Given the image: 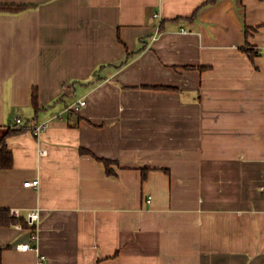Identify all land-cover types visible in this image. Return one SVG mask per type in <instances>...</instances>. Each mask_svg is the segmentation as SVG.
I'll return each mask as SVG.
<instances>
[{
    "label": "crops",
    "instance_id": "0c3cea01",
    "mask_svg": "<svg viewBox=\"0 0 264 264\" xmlns=\"http://www.w3.org/2000/svg\"><path fill=\"white\" fill-rule=\"evenodd\" d=\"M1 1L0 264H264V0Z\"/></svg>",
    "mask_w": 264,
    "mask_h": 264
},
{
    "label": "built area",
    "instance_id": "2783aa9c",
    "mask_svg": "<svg viewBox=\"0 0 264 264\" xmlns=\"http://www.w3.org/2000/svg\"><path fill=\"white\" fill-rule=\"evenodd\" d=\"M156 17H160L158 13L155 14ZM157 34H155L156 36ZM154 36V37H155ZM86 101L83 99H79L76 102H74L72 105L67 107V109H74V110H80L81 106L85 105ZM15 127L19 129H28L33 131L37 136L41 135L50 127V121L45 122H31V123H25L21 117L16 118ZM40 153L42 155L47 153V150L45 148L40 149ZM40 184V179L35 178L32 180H28L24 183L25 186H38ZM152 200V196H149L148 201L150 202ZM11 214L14 217L21 216V211L17 208L11 209ZM41 217V208H32L29 209L27 212V222L32 227H35L32 231L31 238L33 240L38 241L39 240V234H38V222ZM18 228H22V223L16 224ZM17 248L19 250H35L39 253L38 260L36 264H45L46 256L41 253L39 245H32L30 241L20 243L18 244Z\"/></svg>",
    "mask_w": 264,
    "mask_h": 264
},
{
    "label": "trees",
    "instance_id": "16d2710c",
    "mask_svg": "<svg viewBox=\"0 0 264 264\" xmlns=\"http://www.w3.org/2000/svg\"><path fill=\"white\" fill-rule=\"evenodd\" d=\"M217 0H209L210 3H215ZM28 7H30L27 4H15V3H6L2 2L0 0V12H11V13H17L26 10ZM244 50L251 56L254 54V49L244 47ZM121 65V64H120ZM39 97H38V90L36 88L33 89L32 93V103L36 109V112L40 110L39 106ZM69 106V105H68ZM74 111V109H69ZM22 130V129H21ZM21 130H8L6 133H4L0 137V169L1 168H10L13 166V153L11 150L8 149L6 139L8 136L21 131ZM108 170L111 172V169L109 168L110 161L106 160ZM146 176V171L144 170V177ZM12 221L18 222L15 217H11L9 213H3L0 212V223H6L9 224ZM22 224L24 226H27V220H21ZM33 229L35 227L32 226Z\"/></svg>",
    "mask_w": 264,
    "mask_h": 264
}]
</instances>
